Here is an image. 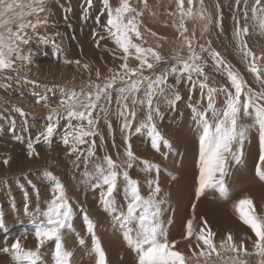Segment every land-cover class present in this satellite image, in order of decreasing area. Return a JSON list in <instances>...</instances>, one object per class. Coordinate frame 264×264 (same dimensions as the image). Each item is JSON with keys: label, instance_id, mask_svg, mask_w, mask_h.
<instances>
[{"label": "rangeland", "instance_id": "1", "mask_svg": "<svg viewBox=\"0 0 264 264\" xmlns=\"http://www.w3.org/2000/svg\"><path fill=\"white\" fill-rule=\"evenodd\" d=\"M23 2L27 3L28 0ZM107 3L115 9L119 6L120 0H107ZM129 3L141 13L138 24L142 39L135 42L142 47L153 48L163 58L159 64H156L154 70L145 69L144 75L153 76L170 69L176 63V58L188 59L189 48L180 35L182 31L180 24L183 22L187 29L184 36L192 39V49L202 57L198 63L204 68L205 76L193 74V81H197L193 87L187 82L186 75L181 77L179 84L176 83L175 75H169L163 94H157L154 97L153 107H159L160 116L154 114L153 122L163 139L168 142L167 145L161 143L158 150L153 149L145 131L135 132V127L146 118V106L140 105L139 102L136 105H133L130 100L127 102L129 110H134L136 116L135 119L129 117L132 121L130 132L121 131L124 120L118 115L116 93L113 92L112 103L105 104L107 114L97 110L96 132L98 134L89 138V140H95L93 156L87 155V144L79 146L80 153L69 154V147L62 143L65 126L68 124L65 118L59 119L57 131L51 143L46 144L43 140L34 143L35 151L32 156H29L28 141H35L38 134L45 130L49 122L47 117L53 108H57L66 92L89 91L97 84L103 86L114 74L118 72L122 74L120 65L124 63L122 51L106 30L108 12L105 0H46L44 12L38 17H26L33 23L36 19L46 21L38 25L35 31L31 28L25 30L29 43L20 44L19 50L21 55L28 56L29 60L24 61L13 57V67L0 70V218L3 222V226L0 227V249L10 247L19 239L23 247L35 250L36 241L32 223L34 217L31 213H36L37 209L43 211L46 202L52 198L51 184L43 176L45 171L51 172L64 185L73 209L72 227L65 230L62 236L65 250L71 253L70 264H90V261L96 264V256L92 251L93 236L87 231L85 216L92 221L95 239L105 254L116 247L125 249L127 247L125 241L120 244L113 242L106 247L101 243L103 237L112 242L113 234L122 233L112 216L104 211L100 203L101 193L106 191V187L94 186L97 182L91 178L95 175V166L103 164V158L106 155L118 165L117 171L127 170L129 176L139 182L141 195L145 197L150 190L148 181L158 180L161 188L159 195L163 199L162 207L164 208L162 220L167 225H169V219L172 223L176 221L180 211L185 212L182 218L188 217L191 210H184L187 206L183 207L182 204L177 206L172 203L173 201L169 202L170 192L161 185V180L164 182V177L167 175L166 181L169 179L173 182L177 175L171 172L173 169L176 168V171H179L181 165L192 166L198 163L200 129L197 113H203L208 107L207 88L223 87L232 90L226 73L216 70L209 52H202L200 45H204L206 49L210 46V50L219 53L220 58L230 66L233 72L238 73L253 91L257 93L264 91V34H261L251 19V7L254 0H247V21L244 18L243 0L240 4H237L236 0H203L202 5L200 0H194L191 17L180 15L176 0H129ZM184 8L185 10L188 8L187 0H184ZM201 11H203V19L200 16ZM236 21H239L240 27L245 24L248 26V33L242 36V40L256 57L255 62L262 70L259 81L256 74L249 71L252 57L243 56L238 41L233 35L237 27ZM128 64L130 67H136L138 61L130 56ZM198 81H204L207 88L201 90ZM119 86L121 82L117 79L114 87ZM176 94H179L180 99L170 105L169 101L174 100ZM138 96L142 98L143 93H138ZM214 99L215 106L222 107L224 94L217 92L214 94ZM207 116L209 120L212 119L211 112H208ZM241 118V123L246 124V118L243 116ZM109 124H111V132H109ZM125 135H128L131 150L136 157L131 162V168H127ZM189 141L194 145L188 146ZM250 146L248 143L244 144L243 155L239 162H229L225 186L233 179L231 176L241 174L243 157ZM188 147L192 149L187 150ZM178 150L180 153H177ZM5 160L8 161L7 165L4 163ZM144 162L155 167L146 172L143 167ZM139 165L143 167V170L142 168L140 170ZM85 173L91 176H86ZM122 180V177L118 179V191L115 194L118 211H126ZM195 182V180L191 181L190 187L193 189L196 187ZM184 190L177 193L181 195ZM25 204L29 213L27 215ZM175 207H178L180 211L176 213ZM257 215L264 216V212ZM35 219L39 220L40 217L36 216ZM176 232L180 233L184 230L180 228ZM170 233L168 229V235ZM174 237L176 238V234ZM182 242L184 243L181 240L177 245V250L189 256L188 264H206L205 258L198 259L193 256V251L190 253L186 250ZM54 247L53 242L42 247V264H53ZM200 251L201 249L197 248L195 252L198 254ZM252 252L253 248L250 253ZM234 255L236 254L224 252L217 256L214 253L207 260V264H233ZM238 259L246 261V264L255 262L259 264L261 260L254 254L244 255L243 253ZM106 260L108 261L107 257ZM120 261L121 255H117L109 260V264H120ZM0 264H14V261L9 254L0 251Z\"/></svg>", "mask_w": 264, "mask_h": 264}, {"label": "snow or ice", "instance_id": "2", "mask_svg": "<svg viewBox=\"0 0 264 264\" xmlns=\"http://www.w3.org/2000/svg\"><path fill=\"white\" fill-rule=\"evenodd\" d=\"M45 2L46 0H28L27 3L23 0H0V70L11 69L14 64L13 57L24 61L29 60V57L22 56L19 50L20 44L29 43L25 30L31 28L35 31L38 25L46 23V21L36 19L33 23L26 17H38L45 10ZM193 3L194 0H187L188 8L185 10L184 0H176L182 17L193 15ZM200 3L202 5L203 0H200ZM236 3L240 4L241 0H236ZM243 3L245 5L244 18L247 21V0H243ZM105 7L108 12L106 30L123 53L124 63L120 65L122 74L120 72L114 74L103 86L97 84L89 91L76 92L73 90L66 92L59 101L57 108H53L47 117L49 122L45 130L38 134L35 141H28L29 156H32L35 151L34 143H39L41 140L46 144L51 143L60 118H65L68 121L62 136V143L69 147V154L80 153L79 146L87 144V155L93 156L95 154V140H89V138L98 134L96 132L97 110L107 114L105 104L110 105L112 103L113 92L116 93L118 115L124 120L121 131L128 130L130 132L132 121L129 117L135 119L136 116L134 110H129L127 102L130 100L133 105L139 102L140 105L146 106V118L135 127V132L145 131L153 149L158 150L161 143L167 145L168 142L163 139L153 122L154 114L160 116L159 107H153L154 97L157 94H163L169 75L176 76L177 84L180 83L181 77L186 75L187 82L191 83L193 87L197 83V81H193V74L205 76L204 68L198 63L202 57L192 49V39L184 36L187 29L183 22L180 24L182 29L180 35L189 48L188 59L176 58V63L170 69L153 76L144 75L145 69L154 70L156 64H159L163 58L153 48H145L135 42L142 39L138 24V17L141 13L131 7L129 0H120L119 6L115 9H112L105 0ZM251 14L255 26L258 27L261 34H264V0H254ZM200 16L203 19V11H201ZM236 23L237 27L233 35L238 41L243 56L245 58L252 57V61L249 63V71L256 74L259 81L262 70L255 62L256 57L248 50L246 43L242 40V36L248 33V26L245 24L240 27L239 21ZM152 35L155 36L156 34L152 33ZM200 49L202 52H209L217 71L226 73L232 90L223 87L220 89L207 88L204 81H198L201 90L207 88L208 107L203 113H197L200 129L199 175L195 192L199 198L206 190H218L221 197L227 199L228 191L224 181L229 173V162L241 160L247 134L252 129H256L259 134L260 163L257 164L256 171L259 176L264 177V91L257 93L248 87L239 74L233 72L230 66L220 58L219 53L210 50V46L206 49L204 45H200ZM130 56L138 61L136 67L129 66ZM97 75L99 76V73ZM117 79L121 82V86L114 87ZM141 92L143 93L142 98L138 96V93ZM217 92L224 94L223 104L220 108L215 106L214 94ZM179 99V94H176L175 99L170 100L169 104L173 105ZM208 112L212 113L211 120L208 119ZM242 116L250 119L251 123L242 124ZM73 121L76 123H72ZM108 127L109 132H111V124ZM124 142L127 145L125 149L127 168H131V162L136 157L131 150L128 135H125ZM85 159L87 161V157ZM4 163L7 165L8 161L5 160ZM144 164V171L146 172L155 167L148 162H144ZM117 168L118 165L106 155L103 158V164L95 166L94 176L89 173H85V175L96 180L97 183L94 186L106 187V191L101 193L100 203L104 211L109 213L114 223L120 227L125 243L136 253V264H188V259L184 253L176 249L178 241H170L168 238V229L162 220L164 209L162 207L163 199L159 195L161 188L158 180L148 181L150 190L145 197L141 195L139 182L132 179L127 170L119 172ZM43 176L51 184L52 198L46 202L43 211L37 209L36 213H31L34 217L32 223L36 241L35 250L23 247L19 239L13 242L10 247L0 249L12 257L14 264H42L41 250L49 242H53L55 246L52 253L53 264H70L71 253L65 250L62 236L65 230L72 227L73 209L60 180L49 171H45ZM121 177L124 181L126 211L117 210L115 199V194L118 191L117 181ZM232 207L238 219L254 234L253 252L248 253L243 242L239 245L234 244L231 234L227 236L226 241H221L220 249L236 254L232 257L233 264H246V261L238 259L241 253L259 256L261 258L259 264H264V216L257 215L252 199L247 196L235 201ZM25 214H29L27 204H25ZM36 216H39L40 219H35ZM195 219L193 215L187 220L182 239L195 238L196 247L200 248L201 251L198 254L193 252V256L198 259L205 258L207 264V260L214 253L217 256L220 255L213 242L215 233L211 231L204 217H200V226L197 230L196 225H194ZM84 220L88 233L93 236L92 251L96 256V264H106L105 253L95 239L94 225L87 216ZM171 223L172 221L169 219L168 224ZM2 226L3 222L0 218V227ZM189 248L191 249V244H189Z\"/></svg>", "mask_w": 264, "mask_h": 264}, {"label": "bare ground", "instance_id": "3", "mask_svg": "<svg viewBox=\"0 0 264 264\" xmlns=\"http://www.w3.org/2000/svg\"><path fill=\"white\" fill-rule=\"evenodd\" d=\"M246 120L247 123L250 124L251 120L248 118H246ZM187 143L188 146L194 145L190 141ZM247 143L250 144L251 146L249 147V151L245 153L243 157L241 174L237 173L235 174L236 176H231V178L233 179H231L228 183H226L227 185L225 187L228 191L227 199L221 197L218 190H206L199 198H197L195 192L196 187L193 189L190 186H191V181L194 180L197 181V177L199 175L198 163L192 166L181 165L179 166V171H176V168L175 169L172 168L173 171L171 172L174 175L177 174L173 182H171L169 179L168 181H166L167 179L166 177H168L167 175L166 177H164L165 180L164 182L161 180V185L166 187L165 190H168V192H170L169 194L170 197H168L169 202L173 201L172 203L176 204L177 206H180V204H182L183 207L187 206V208H185L184 210L186 209L191 210L190 214H188V217L183 216L182 218V215H184L185 212L182 213V211H180L178 207H175L176 213L180 211L179 213L180 216H178L176 221L172 223L171 226L170 224L167 225V223L163 221L165 226L166 227L168 226L167 228L171 232L170 235H168L169 240L178 241V243L176 244V249H178L177 245L180 244V241L183 240L184 243L182 242L183 243L182 245H184L185 249L189 250L190 253L192 251L195 252L197 250L196 247L197 242L195 238L184 240L182 239L184 232H180V233L176 232L180 228L184 230L183 227L185 226L187 219L192 218L194 215L196 218L194 220V225H196L197 230L199 229L200 226V217H204V219L207 221V224L209 225L211 231L215 233V236L213 237V242L220 253L229 252L220 249L221 241H226V238L229 234L232 235L234 244L239 245L241 242H243L245 249L247 250L248 253H250L251 249L253 248V240L255 239L254 234L251 233V230L238 219V217L234 214L232 207L235 201L247 196L252 199L254 209L257 214L264 212V185H262V181H264V177H261L255 173L257 172L256 171L257 164L260 163L259 134L256 129H252L248 132L244 144ZM188 148L187 150L192 149V148L189 149ZM177 153H180V151L178 150ZM190 162H192L191 159ZM139 166H140L139 167L140 170L141 168L143 170V167H145V165H143V167H141V165ZM123 182L124 181L122 180L121 183ZM183 189L185 190L182 192L181 195L177 193V191H181ZM193 205H195V208H193ZM175 234H176V238L174 237ZM248 237H251V239H248ZM113 242L116 244H120L124 242L122 233L113 234L112 242L107 241L106 239H104V237L102 238L101 241V243L105 245V247L107 245L112 244ZM189 244H191V249L189 248ZM198 250H200V248H198ZM117 255H121L120 264H136L137 256L136 254H134L132 248H130L128 245L125 249L124 247L113 248L111 252L105 254V256L108 259V261L106 260V264H109L110 263L109 260L113 259ZM89 263L95 264L94 261H90ZM254 264H258V263L255 262Z\"/></svg>", "mask_w": 264, "mask_h": 264}]
</instances>
